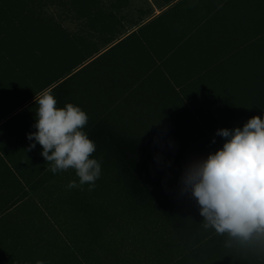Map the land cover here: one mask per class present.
Segmentation results:
<instances>
[{"label": "rangeland", "instance_id": "rangeland-1", "mask_svg": "<svg viewBox=\"0 0 264 264\" xmlns=\"http://www.w3.org/2000/svg\"><path fill=\"white\" fill-rule=\"evenodd\" d=\"M130 1L126 10L111 12L59 10L61 0H0V155H25L23 168L28 175L32 170L35 180L0 212V264L263 260L252 262L245 251L264 245V236L245 241L205 228L195 199L181 191L185 167L225 143L217 130L244 124L225 115L227 99L205 101L190 85H179L174 75L182 68L174 65L165 73L155 69L140 84L123 81L131 68L124 64L128 54L107 49L113 39L107 37L124 35L158 13L151 4L136 7ZM252 28L259 32V27L244 29ZM220 34L212 41L211 57L219 53ZM100 51L105 52L93 59ZM180 55L188 57V51ZM235 63L243 64L234 58L219 68L232 73L231 80ZM44 89L54 95L57 108L71 103L89 117L84 131L97 149L90 158L101 161L102 169L94 187L68 188L70 181L79 183L74 169L53 174L40 144L27 150L33 143L27 134L36 131L34 97ZM250 95L264 104V98ZM11 167L22 170L19 161Z\"/></svg>", "mask_w": 264, "mask_h": 264}, {"label": "clouds", "instance_id": "clouds-1", "mask_svg": "<svg viewBox=\"0 0 264 264\" xmlns=\"http://www.w3.org/2000/svg\"><path fill=\"white\" fill-rule=\"evenodd\" d=\"M34 102L36 131L27 134L33 141L27 150L40 144L53 174L74 169L79 183L70 181L68 188L94 187L102 169L101 161L90 158L97 149L84 131L87 114L71 103L57 108L48 89ZM216 135L225 139L222 148L185 167L181 191L195 199L205 228L245 241L264 236V119L253 116L242 128L218 129Z\"/></svg>", "mask_w": 264, "mask_h": 264}, {"label": "trees", "instance_id": "trees-1", "mask_svg": "<svg viewBox=\"0 0 264 264\" xmlns=\"http://www.w3.org/2000/svg\"><path fill=\"white\" fill-rule=\"evenodd\" d=\"M163 1L171 5L166 13L174 14L172 19L179 23L181 30L177 35V48L173 51V55L177 54V60L173 62L177 61L178 70L182 68L174 75L176 82L179 85H190L191 90L205 101L220 99L223 104L227 99L224 113L231 121L245 124L243 121L253 116L264 119V104H258L254 95H250L252 92L264 98V31L260 29L264 26V0ZM247 26L259 27V32H254V28L245 30ZM218 31L221 33V46L219 53L211 57L212 41L218 40ZM186 50L188 57L181 56V52ZM189 58L188 67L185 62ZM234 58L241 59L243 64L241 67L238 63L232 66L238 69L233 72V75L236 72L235 80H231L232 73L226 74L219 68ZM215 72L219 75L212 74ZM231 87L241 93L239 97L232 94ZM230 99H235V102L232 103ZM261 237L259 235L257 239L261 241ZM228 247L233 248L229 244ZM258 247H248L245 256L249 254L252 262L254 258L263 259L259 264H264V245L259 244ZM255 250L258 251L256 256L253 254ZM224 251H227L229 260H234L229 256L230 250L224 247Z\"/></svg>", "mask_w": 264, "mask_h": 264}, {"label": "crops", "instance_id": "crops-1", "mask_svg": "<svg viewBox=\"0 0 264 264\" xmlns=\"http://www.w3.org/2000/svg\"><path fill=\"white\" fill-rule=\"evenodd\" d=\"M59 3L57 7L59 10L63 9H84L93 11H114L126 10L127 0H117V2H108L106 0H69L68 3ZM127 2V3H126ZM140 2L146 3L155 7L158 13L150 16L146 20L139 23L134 30L120 35V33L110 34L107 38L112 39V44L107 49H114L117 53L122 52L124 55L127 52V59L125 63L131 68L122 76L123 81L136 82L140 84L151 73L157 69L165 73L164 68L174 65L177 67L176 53L173 51L177 48V35L181 31L177 21H173V13H166L171 5L165 4L163 0H131L132 3L138 4ZM146 50V55L143 51ZM105 51L98 52L93 59L101 57ZM122 55V57H123ZM125 57V56H124ZM115 61H119V56L114 57ZM166 62V63H165ZM21 158H27L21 155ZM19 156H12L11 159L2 154L0 155V212L3 208H10L14 203L13 198H19L25 191L30 190V186L35 183L31 178L33 171L27 174L24 170V162ZM22 164L21 171L14 170L11 163L17 162Z\"/></svg>", "mask_w": 264, "mask_h": 264}]
</instances>
